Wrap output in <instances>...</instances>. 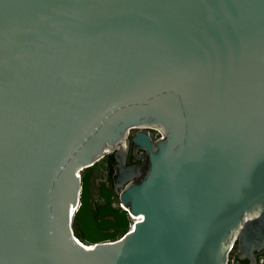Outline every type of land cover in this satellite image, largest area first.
<instances>
[{
	"label": "water",
	"instance_id": "water-1",
	"mask_svg": "<svg viewBox=\"0 0 264 264\" xmlns=\"http://www.w3.org/2000/svg\"><path fill=\"white\" fill-rule=\"evenodd\" d=\"M237 241L264 247V0H0V264H228Z\"/></svg>",
	"mask_w": 264,
	"mask_h": 264
},
{
	"label": "flooded vegetation",
	"instance_id": "flooded-vegetation-1",
	"mask_svg": "<svg viewBox=\"0 0 264 264\" xmlns=\"http://www.w3.org/2000/svg\"><path fill=\"white\" fill-rule=\"evenodd\" d=\"M140 130L138 127H134L129 131L128 140V154H127V165H142L146 158V150L140 148L136 152L134 151L133 138L136 133ZM152 138L156 139L160 136V133L151 129ZM114 153H109L106 155L102 161L98 162L94 166L92 181L90 184V200H91V213L93 214V219H98L99 210L106 209L108 202L106 201V196L111 199V204L115 205L119 203V190L116 189L113 172L114 167L117 164L115 157L114 160L110 159V156ZM88 169L84 171L87 173ZM110 194V195H109ZM107 218L108 216H104ZM100 219H103L101 217ZM119 235L122 234V229L118 230ZM239 243L237 241L234 251L231 253L228 264H264V247L255 248L252 253V257H245L243 259L238 258Z\"/></svg>",
	"mask_w": 264,
	"mask_h": 264
},
{
	"label": "bare ground",
	"instance_id": "bare-ground-1",
	"mask_svg": "<svg viewBox=\"0 0 264 264\" xmlns=\"http://www.w3.org/2000/svg\"><path fill=\"white\" fill-rule=\"evenodd\" d=\"M133 219H134V220L131 222V223H132L131 228H133V227L135 226V222L137 221L138 217L133 216Z\"/></svg>",
	"mask_w": 264,
	"mask_h": 264
},
{
	"label": "trees",
	"instance_id": "trees-1",
	"mask_svg": "<svg viewBox=\"0 0 264 264\" xmlns=\"http://www.w3.org/2000/svg\"><path fill=\"white\" fill-rule=\"evenodd\" d=\"M110 159H111V160H114V156H113V155H111V156H110Z\"/></svg>",
	"mask_w": 264,
	"mask_h": 264
},
{
	"label": "built area",
	"instance_id": "built-area-1",
	"mask_svg": "<svg viewBox=\"0 0 264 264\" xmlns=\"http://www.w3.org/2000/svg\"><path fill=\"white\" fill-rule=\"evenodd\" d=\"M131 226H132V223L130 224V227H129V229H128V230L132 229V228H131Z\"/></svg>",
	"mask_w": 264,
	"mask_h": 264
},
{
	"label": "snow or ice",
	"instance_id": "snow-or-ice-1",
	"mask_svg": "<svg viewBox=\"0 0 264 264\" xmlns=\"http://www.w3.org/2000/svg\"><path fill=\"white\" fill-rule=\"evenodd\" d=\"M82 247H83V246H82ZM87 251L91 252V251H92V249H87Z\"/></svg>",
	"mask_w": 264,
	"mask_h": 264
},
{
	"label": "rangeland",
	"instance_id": "rangeland-1",
	"mask_svg": "<svg viewBox=\"0 0 264 264\" xmlns=\"http://www.w3.org/2000/svg\"><path fill=\"white\" fill-rule=\"evenodd\" d=\"M102 160H100L99 162H98V164L101 162Z\"/></svg>",
	"mask_w": 264,
	"mask_h": 264
}]
</instances>
